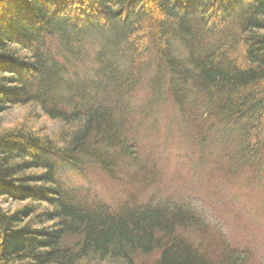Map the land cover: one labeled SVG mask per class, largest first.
<instances>
[{"label":"trees","instance_id":"trees-1","mask_svg":"<svg viewBox=\"0 0 264 264\" xmlns=\"http://www.w3.org/2000/svg\"><path fill=\"white\" fill-rule=\"evenodd\" d=\"M154 59L199 155L222 176L255 171L264 0H0V117L24 110L0 122V197L15 204L0 207V264H252L188 204L112 211L60 180L57 159L114 181L124 161L143 168L126 104Z\"/></svg>","mask_w":264,"mask_h":264},{"label":"rangeland","instance_id":"rangeland-1","mask_svg":"<svg viewBox=\"0 0 264 264\" xmlns=\"http://www.w3.org/2000/svg\"><path fill=\"white\" fill-rule=\"evenodd\" d=\"M152 65L126 104L142 121L131 138L136 142L143 168L124 161L116 168L115 179L119 180L114 181L95 164L79 169L57 159L60 180L86 195L89 201L96 199L107 204L112 211L124 203L125 208L135 202L188 204L203 215L208 231H217L233 248L249 253L252 264H264V132L255 171L222 176L221 165L212 169L211 159L199 155L191 128L184 125L167 93V72L156 59ZM156 67L161 72L159 90L152 93L150 82L158 78ZM23 112L11 110L0 117V122L4 127L12 124ZM14 206L12 201L0 197L1 208ZM185 232L191 240H198L195 231ZM215 236L216 232L211 239ZM154 257L143 259V264H151Z\"/></svg>","mask_w":264,"mask_h":264}]
</instances>
